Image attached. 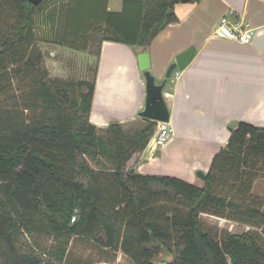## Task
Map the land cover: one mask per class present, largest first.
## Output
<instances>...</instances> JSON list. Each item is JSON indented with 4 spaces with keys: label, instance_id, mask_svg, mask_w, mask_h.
<instances>
[{
    "label": "trees",
    "instance_id": "16d2710c",
    "mask_svg": "<svg viewBox=\"0 0 264 264\" xmlns=\"http://www.w3.org/2000/svg\"><path fill=\"white\" fill-rule=\"evenodd\" d=\"M137 1L141 14L129 17L136 28L124 26L126 16L108 11L106 0H0V84L10 71L32 77L34 100L44 108L40 119L12 113L0 125V264H62L75 236L122 250L134 264H264L262 232L216 237L202 219L227 215L264 230V199L253 194L264 172V126L230 122L229 140L201 186L144 175L134 157L154 149L157 121L127 130L112 122L99 133L90 121L95 77L40 73L39 41L91 51L97 40L98 57L104 40L147 48L178 21L180 0ZM22 230L51 235L56 248L22 250Z\"/></svg>",
    "mask_w": 264,
    "mask_h": 264
},
{
    "label": "crops",
    "instance_id": "0c3cea01",
    "mask_svg": "<svg viewBox=\"0 0 264 264\" xmlns=\"http://www.w3.org/2000/svg\"><path fill=\"white\" fill-rule=\"evenodd\" d=\"M106 2L108 11L126 16L124 26H139L129 21L141 14L139 1ZM175 12L178 21L162 29L147 47L156 83L165 82L173 136L164 146L154 143L152 151L136 154L134 164L140 174L176 176L201 186L204 180L197 171L208 173L215 154L229 140L230 122L264 126V0H180ZM223 16L237 29H252V39L243 43L218 36ZM190 47L195 53L188 66L166 78L169 66ZM142 49L108 39L101 43L90 114L98 128L141 117L146 101L138 54Z\"/></svg>",
    "mask_w": 264,
    "mask_h": 264
},
{
    "label": "rangeland",
    "instance_id": "374dc122",
    "mask_svg": "<svg viewBox=\"0 0 264 264\" xmlns=\"http://www.w3.org/2000/svg\"><path fill=\"white\" fill-rule=\"evenodd\" d=\"M96 41L92 44L89 54L68 46L39 41L38 45L43 55V67L40 73L43 74L47 71L52 78L70 81L93 80L97 66L96 51L99 45ZM4 76L5 79L0 84V125L12 113L40 119L43 116L44 108L40 100H34L32 77L16 74L14 71H10ZM26 107L28 109H25ZM143 124L144 118L140 117L138 120L124 124L123 127L127 130ZM106 127H100L98 132L103 133V129ZM91 164L98 170L106 169L94 161H91ZM253 194L264 199V172L256 179ZM2 197L0 191V200ZM226 216L204 213L202 219L216 237L223 236L225 231L242 233L248 230L262 232L264 236V230L234 221ZM57 243L58 241L51 235L40 230L31 232L22 230L18 235V245L24 251L48 254L49 250L56 248ZM62 264H134V262L122 250L104 248L90 238L75 236L69 242L67 255Z\"/></svg>",
    "mask_w": 264,
    "mask_h": 264
},
{
    "label": "water",
    "instance_id": "95a60500",
    "mask_svg": "<svg viewBox=\"0 0 264 264\" xmlns=\"http://www.w3.org/2000/svg\"><path fill=\"white\" fill-rule=\"evenodd\" d=\"M35 4H38L42 0H30ZM184 1V0H183ZM195 53V48L190 47L182 54L178 55L176 61L173 62L166 73V78H170L176 68L184 69L192 60ZM140 69L144 72L146 79V101L145 107L139 112V116L145 119L153 121H166L170 122V110L167 106L164 98V86L165 82L156 83L155 76L151 73V60L149 50L144 48L138 51ZM197 175L202 180H205L207 173L198 170Z\"/></svg>",
    "mask_w": 264,
    "mask_h": 264
},
{
    "label": "built area",
    "instance_id": "2783aa9c",
    "mask_svg": "<svg viewBox=\"0 0 264 264\" xmlns=\"http://www.w3.org/2000/svg\"><path fill=\"white\" fill-rule=\"evenodd\" d=\"M216 33L220 37L238 40L240 42H249L253 37L252 29H237L228 16H223L218 24ZM158 126L155 131V145L164 146L173 136V129L169 122L157 121Z\"/></svg>",
    "mask_w": 264,
    "mask_h": 264
}]
</instances>
